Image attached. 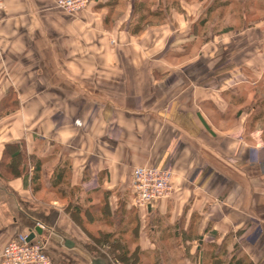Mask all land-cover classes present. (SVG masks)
Segmentation results:
<instances>
[{
    "label": "crops",
    "instance_id": "crops-1",
    "mask_svg": "<svg viewBox=\"0 0 264 264\" xmlns=\"http://www.w3.org/2000/svg\"><path fill=\"white\" fill-rule=\"evenodd\" d=\"M217 2L1 0L0 164L18 145L27 171L0 167V260L41 222L53 264H122L121 245L138 263L264 264V18L216 31ZM201 59L263 76L217 87L192 75ZM138 165L173 170L142 209Z\"/></svg>",
    "mask_w": 264,
    "mask_h": 264
},
{
    "label": "built area",
    "instance_id": "built-area-1",
    "mask_svg": "<svg viewBox=\"0 0 264 264\" xmlns=\"http://www.w3.org/2000/svg\"><path fill=\"white\" fill-rule=\"evenodd\" d=\"M91 1L56 0V5L69 13H78L86 10ZM199 71L202 70H198V73ZM195 74L198 75L197 73ZM192 75L198 77L194 74ZM241 75L242 73L239 71L229 74L227 78L224 77L223 82L218 84L217 87L223 85L233 86L245 82V79ZM199 77H203L205 83L211 78L205 77L203 71L202 76ZM172 178L173 170L171 168H157L149 165L135 166L132 173L134 189L133 205L138 209L147 208L168 196ZM37 226L43 230L46 228V225L41 222H38ZM32 234L33 238L30 239L29 237ZM0 264H53L48 253L47 238L38 233L36 229L31 232L19 233L5 245L1 253Z\"/></svg>",
    "mask_w": 264,
    "mask_h": 264
},
{
    "label": "rangeland",
    "instance_id": "rangeland-1",
    "mask_svg": "<svg viewBox=\"0 0 264 264\" xmlns=\"http://www.w3.org/2000/svg\"><path fill=\"white\" fill-rule=\"evenodd\" d=\"M218 2L219 5H215L216 10L213 13L214 15L212 14L215 19L217 16H219L218 24L215 28L216 31L221 32L226 28H229L231 30H239L243 27L253 26L256 23H259L260 19L264 18V0H218ZM225 20H229L228 25L225 24ZM205 32L207 33L208 30H205ZM201 61L204 64L202 71L205 77L215 76L227 78L229 74H233L236 71H239L242 73L241 77L244 78L246 82L248 78H250V80H254L253 78H258L257 76L263 74V71L261 72V70L255 69L254 66L250 67L251 69H249L244 65L236 64L234 62L232 63L231 60L227 61V63L223 66L220 64L219 68H209L207 66V63L203 59H201ZM193 71L195 70L193 69ZM142 224L143 220H141V227ZM127 239H129V237ZM131 250L132 249H130V251ZM140 262L141 264H148L147 259L143 256Z\"/></svg>",
    "mask_w": 264,
    "mask_h": 264
},
{
    "label": "trees",
    "instance_id": "trees-1",
    "mask_svg": "<svg viewBox=\"0 0 264 264\" xmlns=\"http://www.w3.org/2000/svg\"><path fill=\"white\" fill-rule=\"evenodd\" d=\"M225 3H229V2H225ZM214 8L215 7L213 6V8L211 7L209 9L212 10ZM9 147L10 148L5 150L4 156L2 157L3 161L1 162L0 167L4 166V168L7 169V171L12 172L13 174H22V172L23 173L26 172L27 171V160L26 158H24L23 153L18 147V145H11ZM6 160H9V161L7 162ZM40 168H41L40 163H35L34 172L32 176V182H33L34 187L35 185L37 187L39 185L38 180L40 178ZM66 174H67V170L65 167L60 168L57 172H55V176H54L55 184L57 183L60 184L61 182H63ZM112 235L113 234L111 233L102 232L101 236H96L95 239H98V241H100L101 238H110ZM120 249H121V252L117 254V257L122 262V264H141V262L138 263L139 258L137 257L138 256L137 251H135L132 255L127 246L121 245ZM242 258L243 257H241V260L236 259L237 261L232 260L230 264H253L251 261L243 263Z\"/></svg>",
    "mask_w": 264,
    "mask_h": 264
},
{
    "label": "water",
    "instance_id": "water-1",
    "mask_svg": "<svg viewBox=\"0 0 264 264\" xmlns=\"http://www.w3.org/2000/svg\"><path fill=\"white\" fill-rule=\"evenodd\" d=\"M36 230H37V232L38 233H41L42 232V230H41V228L40 227H37L36 228ZM30 239H32L33 238V234L32 235H30V237H29Z\"/></svg>",
    "mask_w": 264,
    "mask_h": 264
}]
</instances>
